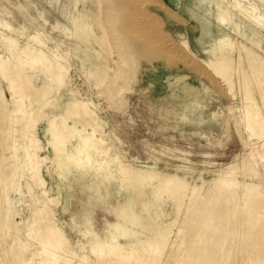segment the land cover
I'll return each mask as SVG.
<instances>
[{"label":"bare ground","instance_id":"6f19581e","mask_svg":"<svg viewBox=\"0 0 264 264\" xmlns=\"http://www.w3.org/2000/svg\"><path fill=\"white\" fill-rule=\"evenodd\" d=\"M146 1L153 2L155 5L158 3V0H16L13 11L9 8L7 0L1 4L0 8L5 14L14 18L17 14L23 16V22L28 24L31 22L32 26L42 24L54 30L63 26L61 31L63 36H59L62 39L70 36V28L67 27L69 24L77 28L74 22L77 23L78 28L86 30L88 32L86 40L93 48V83L95 88L104 85L100 93L104 95L106 102L112 105L117 101L116 91L120 92L124 89L116 84L117 80L132 77L137 53H142L144 57H151L155 60L162 56H173L179 58L183 63H191V59L182 54L177 43L166 38L163 31L149 30L146 17L153 15V12L147 7ZM198 1L199 6L215 16L220 23L233 24L235 30L245 37L238 43V55L240 58L246 57L252 79L246 68H243L246 73L241 76L242 89L245 90L243 94L246 93L243 96L249 99L245 106L247 107L249 125L259 133L264 127V115L253 93L255 89H258L264 101V57H261L248 44L251 42L262 47L264 38L263 36L259 37L260 34L252 30L250 24L245 23L232 9L256 23L264 24V0ZM161 7L164 8L162 4L158 8ZM202 23V29L206 35L201 38L202 47L217 51L229 39V34L219 32L214 35L211 31V22L205 20ZM4 24L10 25L8 22ZM248 31H250V35ZM26 39L28 42H25V45L21 47V52L23 51L27 58L18 56L17 61H13L10 59L11 55L0 51V71L5 74L2 75L3 79L5 76L7 78L5 77L4 80L9 79V87L17 96L16 101L18 102H14V105L28 99L27 105L20 104L19 107L15 105L18 108L14 106L17 119L22 123L21 127L18 125L20 128L18 127L19 130L16 129V131L18 134L25 135L27 141L23 144L18 142L20 144L18 149L13 150L15 144L12 145L10 140L15 133H13L15 128H12L11 122L16 116H12L14 112L11 108L6 107L8 103L5 101L3 89H0V121L3 122L0 127V248L6 253L7 264H25V257H21L24 253V246L19 245L16 239H13L11 243L7 242L9 237L7 238L6 235V226L10 225L11 209L8 188L14 184L15 172L18 168L14 158L20 149H22L24 157L22 168L24 170L26 166L25 170L31 171V182L36 183L40 188L44 185L46 178L40 170L44 160H50L49 163L52 167L48 168L49 173L52 171L58 173L66 184H78L80 190L85 193L80 209L74 214V217L75 221L85 228L84 233L87 240L85 243L82 242V246L89 247L94 255H98L99 264H113V262L117 264H264L263 182H244L246 184L242 186L243 189L239 193V186H235L237 179L236 182L232 179L233 183H231L230 177L229 180H223V177L220 187L216 186V188L213 184L212 192L210 190L212 187L209 189L212 195L205 196V199L201 198L200 204L198 201L201 200H198L200 196L197 192L192 198V208L189 209V212L196 211L198 214L195 216V213V217L191 220L187 214L177 219L180 236L170 244L168 242L170 233L168 235L166 232V223L168 222L158 223L152 219L150 211L153 204L143 198L139 181L144 180L145 175H150L153 180L159 178L160 184L157 187H152V194L159 199L158 202L163 200L166 195L175 197L179 206L176 208L179 209L183 204L179 198L184 196L183 193L188 188V184L177 174L162 173L129 162L128 156L119 144V142L129 144L137 152L149 155L155 154L156 148L161 146L173 153L176 144L182 140H188V134L195 129L201 130L198 140L209 135L210 139L219 143L221 137L214 135L215 132L224 128V118L219 110L207 112L204 99L197 97L189 99L181 110L173 111V114L167 118L163 115L159 105L152 107L151 110L155 112L153 117H146L139 110L130 111L125 105L121 117L112 120L111 126L108 128L105 118L99 114L96 108H92L89 102L78 99L72 89L66 97V107L57 100L61 99L63 93L53 99L44 97L50 92V80H56V83L62 82L66 66L61 62L63 58L60 59L61 55L58 50L47 45V41L40 38L39 34L27 35ZM1 40L9 46L8 54L11 53V49L17 48L16 37L2 32ZM182 43L189 48L186 40ZM151 46L155 47L159 56L157 53L149 51ZM47 52H52L53 56L48 55ZM208 64L210 70L221 78L227 79H222L225 81L224 83L227 84L230 81L232 64L228 58L222 56L217 58L216 62L209 61ZM112 67H115V71L109 74ZM239 69L241 68L239 67ZM33 76L40 80V85H34L31 82ZM236 77H238L237 74ZM228 84H230V88ZM228 84V90L233 91V82ZM93 106L96 107L94 104ZM47 111L50 113L46 118L49 124V128H47L49 137L43 140L34 129L36 120L32 127L30 126V130L25 127L34 114L43 115L42 113ZM150 121L157 122L150 124ZM24 124L25 126H23ZM237 126L239 127L236 130L240 129V125ZM245 130L247 132V129ZM77 134L82 138V143L73 146L71 140ZM138 136L143 138L140 142L137 141ZM49 145L52 146V156L47 153L44 156L39 152L40 148ZM201 146L203 145L201 144ZM79 153L84 155L81 156ZM252 153L254 152L252 151ZM258 153L261 154L258 156V160L260 157L264 158V150ZM258 153L256 152V155ZM252 156L253 154L251 159L253 158L254 161L250 160L255 163V157ZM74 167L80 168L83 176L88 177L87 184L82 182V176L69 177ZM254 171L252 175L256 174ZM22 176L23 174L17 179L16 186ZM217 181L215 182L218 183ZM230 183L233 184V188L229 187ZM115 185H123L134 193L130 196L123 194L118 198L111 193ZM234 186L238 190L234 189ZM42 190V188L39 190V196ZM194 190L191 188V191L194 192ZM57 199V197L50 198L55 201V204ZM104 199H108V203H105ZM47 209V203H43L39 207L34 206L31 209L30 229L32 228V235L34 238H38L39 241L35 238L38 243L42 244V252L43 250L47 252L43 253V257L40 256L41 262L44 264H74L70 260L65 258L61 260L57 256L58 250L64 248L69 243V239L64 237L63 240H60V233L46 225L44 213L47 212ZM159 210L161 214L165 213L164 209ZM99 211H103L104 214L97 215ZM161 214L160 218L163 216ZM158 218L159 215L157 220ZM24 227L27 228V226ZM26 233L30 234V232ZM132 244L133 246H131ZM185 244L187 245L186 249L182 248V245ZM237 246L242 250V254L232 260V253ZM47 249L50 250L47 251ZM165 249L170 251L168 250L164 256ZM38 250L34 252L38 254ZM187 250H191V252L186 253Z\"/></svg>","mask_w":264,"mask_h":264},{"label":"rangeland","instance_id":"374dc122","mask_svg":"<svg viewBox=\"0 0 264 264\" xmlns=\"http://www.w3.org/2000/svg\"><path fill=\"white\" fill-rule=\"evenodd\" d=\"M3 2L5 3L7 0H0V6L3 4ZM146 4L147 7L153 12V15L146 17L147 27L149 30L152 31L155 29L163 31V35L166 38L175 41L182 50L180 52L184 55H187V57L191 59V63H183L179 58L173 56H162L155 60L151 59V57H144L142 53H137L135 55L136 63L133 67L132 77L130 79L124 80L119 78L117 80L116 84L118 86H122L124 89H121L124 91H116L117 95L115 94V97H119H116L117 101L112 105H109L106 102L104 95L100 93V90L104 87V85H99L95 88L93 83V48L92 45L86 40L88 32L83 28H78L76 22H74V24L77 26V28L72 26V24H69L67 27L70 28V36L62 39L59 36H63L61 33L64 28L63 26H60L55 30L43 26L42 24L32 26L30 24L31 22H29V24L23 22V16L17 14L16 18H14L7 13L5 14L1 10L2 8H0V35L2 32H5L6 34L16 37L18 40L17 48L15 47L11 49L10 54H8L9 46L5 45L1 40L0 51L6 53L7 55H11L10 59L13 61H17L18 56L27 58V55H25L23 51L21 52V47L25 45V42H28L26 36L39 34L40 38L47 41V45H50L58 50L61 55L60 59H64H61V62L66 66V72L62 82L58 81V83H56V80H50V92L44 97L53 99L63 93L61 99L57 100L60 102V104H62V106L66 107V97L69 95V92L72 89L78 99L87 101L90 103L92 108H96L99 114L105 118L108 128H110V123H112V120H116L121 117L123 106L125 105L130 111L139 110V112H142L146 117H153L155 112H153L151 109L154 105H159L162 108L163 115L167 118L173 114V111L175 112L181 110L184 103H186L189 99L197 97L204 99L207 112H215L217 110L220 111L221 116L224 118V128L220 129L214 134L221 137V142L219 143L215 142L214 139H210L211 136L209 135L198 140L201 133L200 129H195L194 131L190 132L188 134V140H182L180 143L176 144L173 153L168 152L164 149V146H161L156 148L155 154L149 155L147 153L137 152L134 147L129 144L119 142L123 151L128 156L129 162L136 163L143 168L156 170L162 173L169 172L177 174L188 184V188H186L183 193L184 196L179 198V201L183 203L181 206L182 208L180 207L179 209L176 208V206H179L175 197L166 195L163 200L158 202L159 199L154 194H152V187H157L160 184L159 178L157 180H153L150 175H145V178H143L144 180L139 181V188L143 193V198L147 202L153 204L150 211L152 219L158 223L168 222L166 225L169 228L167 229L166 227V232L167 234L170 233V235L168 234L170 236L168 242L171 244V242L174 240L176 241L177 237L180 236V231L177 229L179 227L177 219H180L182 215L187 214L191 220L198 214L196 211H193L192 213L189 212V209L192 208V198L197 192L200 196L198 199L201 200L198 201L200 204L202 199L212 195L210 190L212 192L214 187H220L223 177V180H229L231 178V180H229L231 183H233L232 179H234L235 182L237 179V185H235V182L234 185L237 187L239 186V190L235 186L234 189H237L239 193L243 189L242 186L248 182L264 183V158L260 157L258 160V156H261V154L258 152L264 150V127L261 131H259V133L256 131V129L253 130V128H251L249 125L250 122L246 112L247 107L245 106L248 104L249 99L246 98V96H243L246 95V93L243 94L245 90L242 89L241 76L246 74L243 71V68H246L249 75L250 70L246 57L240 58L238 55V43L245 39L244 35L237 32L233 24L220 23V21H218L215 16H212L205 9L199 6L198 0H158L157 5L150 1H146ZM161 4L164 6V8H158ZM15 5L16 0H8V6L11 10H15ZM232 10L239 16V18H242L245 23H249L252 30L260 34L259 37L263 36L264 38V24L256 23L255 21L250 20L244 14H241L234 9ZM205 20L211 22L212 34L215 35L219 32H227L229 34V39L223 43L222 46L217 49V51H212L208 47L204 48L205 46L202 47L201 38L206 36L202 29V21ZM5 22L10 23V25L6 26L4 24ZM249 33L250 31H248V34ZM55 35L59 38H57ZM184 40L188 42L189 48L183 45L182 42H184ZM248 45L252 46L261 57H264V44H262V47H258L256 44L249 42ZM149 51L154 54L157 53L159 56V53L155 47L151 46ZM47 54L53 56L52 52H47ZM222 56L228 58L232 64V74L230 75L232 77H230V81L226 82L227 84L229 82L232 84L233 82L232 89L234 92L230 91V89L228 90V87L230 88V84H228V86L226 83H224L226 78H221V76L209 69V61L216 62L217 58L219 59ZM239 67L241 69H239ZM111 69L112 71L109 70V74L114 73L115 67H112ZM236 71L237 73H235ZM236 74L238 77H236ZM2 75L5 74L3 72L1 73L0 71V89H3L5 101L8 103L6 107L11 108L12 112L16 113L14 109L18 108L20 104L22 106L27 105L28 99H24V102L19 101V105L16 104L18 102L16 101L17 96L13 94L9 87V79L4 80L6 76L3 79ZM250 78L252 79V75H250ZM31 82H33L34 85H40L41 83L40 80L35 76L31 78ZM229 91L230 93H228ZM253 96L260 104L264 115V101L261 98V92H259L258 89H255ZM14 102H16L15 105L18 107L14 105ZM93 104L96 105V107H94ZM14 113H12V116L16 117H13L11 126L12 128H15L13 129L15 130L13 133H15L12 135L10 143H13L12 145L15 144L13 146V150H17L18 145H20L18 142L23 144L27 140L25 139V135H21L20 133L19 135L16 131V129H18L22 123L17 119V113ZM42 114L43 115H38L37 113L34 114L31 119H29V125L27 124L25 128H29L30 130L34 124V121L36 120V126L34 129H36L40 137L45 140L49 137L47 134V128H49V124L46 118L50 113L47 111ZM14 120L15 122L17 120L18 121L15 123ZM156 122L157 121H150L149 123L155 124ZM2 125L3 122L1 120L0 127ZM237 125H240V129L238 128V130H236L237 127H239ZM23 126H25V124ZM244 128L247 129V132ZM139 138L140 137L138 136L137 141L140 142L143 138ZM79 143H82V138L77 134L72 138L71 144L74 146ZM201 144L203 146H201ZM21 150L22 149L19 150L18 154L14 158L18 164V168L15 172L16 177L14 184L8 188L11 209L9 218L10 225L9 227L6 226V235L7 238L9 237L7 242L11 243L13 239H16L19 245L24 246H22L24 248L23 255L25 253L26 254L24 256L21 255V257H25V264H37V262H39L38 264H42L43 262H41V257H43V253L46 254L47 252L44 250L42 252V244L40 242L38 243V238L35 237L37 239L36 240L34 235H32V228L30 229L32 220L31 209L34 206L39 207L43 203H47L48 209L47 212H45L47 216L44 213L46 225L60 233V240H63L64 237L69 239V243L64 248H60V250H58L59 254H57V256L60 257L61 260L65 258L74 264H82L83 262H85V264H99L98 255H94V252H92L89 247L82 246V242L85 243L87 240V236L84 233L85 228L82 226V224L77 223L74 217V214L80 209L81 200L85 198V193L80 190V186L78 184H66L64 179L58 173H55L54 171L49 173L47 170L49 167H52L51 163H49L50 160H44L40 171L46 178V182L44 181L46 184L44 183V185H42L41 188L43 190L39 196L38 193L41 188L36 183L31 182V171L25 170L26 166L24 167V170L22 168L24 157L23 151ZM255 150L258 153L257 155ZM252 151L254 153H252ZM39 152L44 154V156L46 153L50 156L53 155L51 145L47 147L43 146V148L39 149ZM252 154L255 157L254 159L255 163L257 162V166L254 162H251V160H253V158L251 159ZM79 155L83 156L84 154L79 153ZM158 158L159 160H157ZM247 161L251 163V166ZM252 164L255 168L252 166ZM253 171L254 173L256 172V174H254L255 176L252 175ZM232 172L233 174H231ZM72 173L69 174V177L79 175L80 177L82 176V182L85 184L88 183V177L85 175L83 176L82 170L80 168L74 167ZM21 174H23V176L21 180L18 181V185L16 186L15 184L17 183V179ZM231 183V186L229 187L233 188V184ZM213 184H215L214 187ZM191 188L195 189L194 192L191 191ZM111 193L115 194L119 198L123 194H127L128 196L133 195L134 192L132 190H127L123 185H115V187L112 188ZM56 197L58 199L55 204V201L50 200V198ZM108 199H104L105 203H108ZM159 209H164L165 213L161 214ZM159 213L161 216L163 215L161 217L162 219L160 218ZM98 214L102 215L104 212L99 211L97 215ZM158 215L159 218L157 220ZM23 225L27 226V228H25ZM25 231L30 232V234L26 233ZM131 246H133V244ZM182 248L186 249L187 245H182ZM37 250L38 254L37 252H34ZM49 250L50 249H47V251ZM168 250L165 249L164 256L168 253ZM2 251L4 250L0 248V262L7 264V257L5 256L6 253L5 251ZM189 251L191 252V250H187L186 253H189ZM238 252L240 253L238 254ZM241 254L242 250L237 246L235 251L232 253V260ZM113 264L117 263L113 262Z\"/></svg>","mask_w":264,"mask_h":264}]
</instances>
